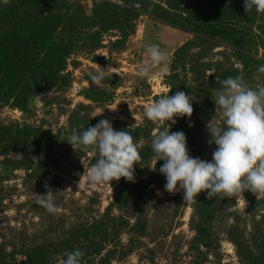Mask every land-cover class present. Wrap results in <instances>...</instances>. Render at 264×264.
<instances>
[{
    "label": "rangeland",
    "instance_id": "374dc122",
    "mask_svg": "<svg viewBox=\"0 0 264 264\" xmlns=\"http://www.w3.org/2000/svg\"><path fill=\"white\" fill-rule=\"evenodd\" d=\"M52 1L63 7L57 43L68 37L74 41L62 73L69 87L50 86L29 101L26 111L0 107V128L28 127L37 134V144L53 138L59 146L49 150L46 161L53 171L46 178L39 165L45 157L34 147H26L27 153L0 155V255L18 264L32 252L44 257L45 264H63L67 253L79 249L84 253L81 264H264V193L245 190L243 198L217 194L215 212L206 226L209 241L203 245L192 224L201 204L209 201L207 190L198 193L194 203L183 200L182 190L165 191V177L158 171L163 161L156 162L155 157L139 162V184L124 208L114 203L122 178L95 188L77 187L97 154L67 143L73 131L79 134L107 119L115 130L128 131L142 152L151 148L155 134L167 129L166 121L145 118L144 109L176 91L187 90L196 98L191 117H183L189 154L211 160L216 146L208 143L206 125L223 126V117L219 109L215 111L216 90L208 89L220 83L225 72L246 78L247 69L234 54L229 37L207 40L187 29L184 17L203 9L202 0ZM103 3L117 7L110 15L116 14L120 22L113 25ZM123 9L133 12L129 26L123 23ZM222 21L238 24L257 42L264 41V12L253 8L246 13L243 0H235ZM148 44L167 54L168 69L157 68L150 78H140L138 69L151 62L145 51ZM254 55L262 63L250 71L252 87L264 82V73L258 72L264 65V50L259 47ZM109 65L116 73L101 87L93 86L89 73ZM168 123L170 132L182 131L177 119ZM45 185L55 193L54 214L36 202V194L46 192ZM121 217L128 224L115 225L113 221ZM99 225L103 227L95 232ZM84 231L92 232L89 238L82 235Z\"/></svg>",
    "mask_w": 264,
    "mask_h": 264
},
{
    "label": "clouds",
    "instance_id": "9594fccd",
    "mask_svg": "<svg viewBox=\"0 0 264 264\" xmlns=\"http://www.w3.org/2000/svg\"><path fill=\"white\" fill-rule=\"evenodd\" d=\"M7 2V0H3ZM246 13L253 8L264 12V0H243ZM145 51L150 63L138 69L140 78H150L154 69L167 72L168 56L157 45L148 44ZM264 73V65L258 68ZM116 73L110 65L89 73V81L101 87L106 77ZM215 91V111L220 110L222 125L208 123L209 144H215L210 161L192 157L187 149L186 136L182 131L170 132L169 123L176 118L191 117L192 103L196 99L184 91L171 96L164 95L149 104L143 116L154 123L167 122V129L160 130L151 139L155 160L163 161L159 172L164 175V190L169 193L183 191V200L194 203L201 191L207 190V198L223 194L224 197H242L247 190L255 194L264 193V82L250 86L241 76L221 81ZM72 147L89 148L97 154L95 163L85 169L77 184L80 189L110 184L124 178L134 182V168L140 160L137 145L132 135L125 130H115L107 119L68 137ZM74 148V147H73ZM43 195L36 194V202L49 213H56L55 193L47 187ZM243 198V197H242ZM84 253L76 249L66 254L63 264H81Z\"/></svg>",
    "mask_w": 264,
    "mask_h": 264
},
{
    "label": "trees",
    "instance_id": "16d2710c",
    "mask_svg": "<svg viewBox=\"0 0 264 264\" xmlns=\"http://www.w3.org/2000/svg\"><path fill=\"white\" fill-rule=\"evenodd\" d=\"M234 1L202 0L203 9L192 13L189 12L184 17V21L188 30L192 31L193 29L207 40L229 37L234 54L247 69V77H241L250 85V71L256 70V67L262 63V60L255 57L254 52L259 47L264 50V41L257 42L248 29L242 28L238 24L222 21L224 13L231 8ZM53 5L54 8H51ZM102 7L104 14L107 17L110 16V19L114 21L113 25L116 20L117 22L121 21L116 14L110 15L113 9L117 8L116 6L110 3H103ZM62 8L53 4L52 0H7V2L0 0V107L10 105L13 108L26 111L29 101L45 93L50 86L69 87L67 76L62 73L65 70L66 61L74 52L72 47L74 41H71V38L68 37L66 40L59 39V43H57L58 37L55 38L58 26L63 21L61 19ZM132 15L133 12L130 9H123L124 25H130ZM122 27L124 26L122 25ZM123 30L126 40L127 34L125 29ZM229 77L234 78L236 75L233 71L225 72L221 75L220 81ZM221 86L220 82L209 87L208 90L211 93L212 89L217 90ZM208 90L207 94L210 95ZM184 92L187 93V90H184ZM176 119L187 140L189 138L188 131L186 130L183 117ZM53 141L54 139L52 138V141L47 139L46 142L37 144V134L28 127L0 128V155L7 156L10 152L25 153L26 147H34L35 152H38L40 157H45L43 160L44 164L41 165L40 163L39 165L44 169L43 178H46L53 171L52 165L46 161L49 158L48 153L53 151L54 147L59 146V143L57 144ZM138 153L140 160L133 165L134 182L126 181L122 178V189L115 197L116 201L114 203L119 208H124L128 203V197L132 190L139 184V178L142 174L140 169L142 164H139V162L154 158L151 148ZM218 200L215 196L209 198V201L202 203L198 219L192 224V228L197 233V240L203 245H206L209 241L206 226L211 215L215 212L212 210L213 204H217ZM120 219L114 220L113 223L115 225L118 223V226L119 223L121 225L128 224L123 217ZM100 227H103V225L97 226L95 232L100 231ZM138 227H135V229ZM90 233L92 232L84 231L82 235L89 238ZM26 255L25 261L18 264H45L43 262L45 258L41 255H36L32 252ZM0 264L17 263L13 262V260L7 261L1 254ZM103 264H106V262L104 261Z\"/></svg>",
    "mask_w": 264,
    "mask_h": 264
}]
</instances>
